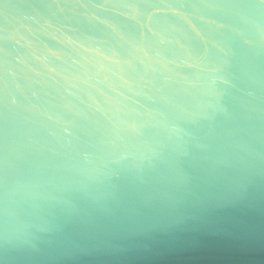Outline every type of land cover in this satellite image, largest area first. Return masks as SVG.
Returning a JSON list of instances; mask_svg holds the SVG:
<instances>
[{"label":"water","instance_id":"95a60500","mask_svg":"<svg viewBox=\"0 0 264 264\" xmlns=\"http://www.w3.org/2000/svg\"><path fill=\"white\" fill-rule=\"evenodd\" d=\"M0 264H264V0H0Z\"/></svg>","mask_w":264,"mask_h":264}]
</instances>
